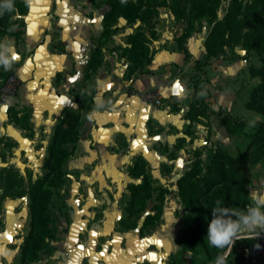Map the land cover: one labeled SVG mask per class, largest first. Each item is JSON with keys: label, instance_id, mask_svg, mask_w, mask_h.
<instances>
[{"label": "crops", "instance_id": "crops-1", "mask_svg": "<svg viewBox=\"0 0 264 264\" xmlns=\"http://www.w3.org/2000/svg\"><path fill=\"white\" fill-rule=\"evenodd\" d=\"M19 1L26 3L19 34L0 36V42H11L16 56L7 73L14 71L20 80L17 93L0 104V169L15 168L26 183L27 175L40 177L65 111L78 110L83 120L79 139L62 166L65 181L53 189V198L69 206L66 212L56 210L57 232L46 239L35 264H170L177 253L183 264H215L202 253L180 251L183 229L193 213L178 197L177 180L191 167L197 148L202 149L203 162L216 150L236 156L246 149L247 134L228 135L217 113L257 116L245 106L258 82L250 75V61L211 58L197 75L195 61L205 58L206 34L194 28L185 42L187 57L173 39L174 17L162 7L155 23V52L145 65L148 72L127 77L129 62L117 48L126 45L139 21L130 24L119 18L117 30L101 47V64L85 81L90 100L77 104L72 95L80 90L85 74L92 72L87 62L102 42L108 5L104 0ZM198 87L206 90L207 97L200 96ZM146 89L158 91L162 104L141 101L135 92ZM201 103L215 113L200 114L196 108ZM22 112L28 113V127ZM137 157L144 159L154 184L171 190L159 222L141 235L138 228L124 229L119 223L126 216L127 185L141 181L129 173ZM247 175L249 204L253 192L264 193V160ZM2 192L0 184V196ZM173 217L178 221L172 226ZM143 221L144 215L138 226ZM30 223L27 194L2 199L0 249L7 255H0V264H21ZM227 264L251 263L228 256Z\"/></svg>", "mask_w": 264, "mask_h": 264}, {"label": "trees", "instance_id": "trees-1", "mask_svg": "<svg viewBox=\"0 0 264 264\" xmlns=\"http://www.w3.org/2000/svg\"><path fill=\"white\" fill-rule=\"evenodd\" d=\"M104 1L108 5V9L103 16L102 42L93 50L87 62V68L92 72L88 71L85 74V80L80 90L72 95L73 101L77 104L90 100L85 81L87 82L92 78L93 71L101 64L103 59L101 47L108 41L110 34L116 31L117 26L114 25L116 19L123 17L127 22L141 19L139 13L142 10V0ZM188 3H190V6L188 8L186 27L181 34L174 38L177 48L187 57L190 54L185 47V42L186 38L194 30L192 17L198 14L199 9H202L205 13H211L210 6H217L218 1L186 0L183 3L184 10ZM14 5L16 9L14 12L0 16V35L3 33L17 35L20 32V28L23 25L20 15L26 9V3L14 0ZM181 5L180 0H172L171 4L164 6H167L174 14L175 20H179V18L183 17L179 12ZM20 8L22 10H19ZM17 15L20 18H16ZM260 15L264 17V0H249L243 6L237 0H231L230 8L224 20L217 23L225 29L235 27L240 32H243L245 28L246 32L244 34H250L255 38L259 36V39L264 41V20L260 18ZM14 23L19 24L18 31L4 30L3 26L5 24ZM210 38L207 37L204 42L205 58L202 61H195L194 68L198 72L202 71L208 60L216 58L219 54ZM234 39H237V36H234ZM142 48L144 47L142 46ZM131 50L136 52L138 46L132 47ZM145 50L148 51V48L146 47ZM154 52L152 50L145 57V60L136 62V74L148 72L145 65L151 61ZM259 57L261 65H250L249 72L252 77L258 76L260 82L251 88L249 99L245 106L264 115V107L260 102V98L264 96V48L259 52ZM131 61L133 62L134 60L132 59ZM128 68L131 71V66H128ZM201 89L204 93L203 98L207 97L206 90ZM196 109L203 116L215 113L208 109L204 103H201L199 108ZM17 113L14 112L13 115L15 116ZM217 115L228 135H241L243 133L247 123L246 118L234 116L222 110ZM21 120L28 127V115L21 117ZM82 122L80 111L74 109L65 111L55 127L52 141L48 145V154L43 164L44 171L40 177L32 179L31 176H28L29 181L26 183L25 177L20 175L15 168L3 167L0 169V184L3 190L0 202L7 196L17 197L25 194L29 196L31 223L29 234L22 248L21 264H35L38 259V252L46 245V239L54 237L57 232L58 220L54 217L51 218L48 210V205L53 195L51 188L58 187L65 181L66 173L62 166L72 153V147L79 139V129ZM245 134L249 137L247 147L236 156H232L226 151L216 150L211 153V157L207 162H203L200 158L202 149H195L191 167L177 180L178 197L184 207L193 213L191 223L183 229L180 251L187 250L193 254L202 253L205 259L215 261L220 250L209 246L206 238L207 223L211 219V208L215 206L217 200L221 201L225 207L232 209H243L248 204L247 185L249 184V178L247 172L256 163L264 160V120L256 121L250 132ZM2 158H4V153H2ZM129 173L133 177L140 178L141 181L138 183L131 182L127 185L129 198L125 205L126 216L122 217L119 223L124 229L138 228L141 235L145 229L159 222L161 207L171 190L154 184L142 157H137L134 160L129 167ZM136 198H138L139 207L135 209ZM150 200H155L151 209L152 212H145L146 204ZM143 215L144 221L142 225L138 226V219ZM170 264H175L174 260Z\"/></svg>", "mask_w": 264, "mask_h": 264}, {"label": "rangeland", "instance_id": "rangeland-1", "mask_svg": "<svg viewBox=\"0 0 264 264\" xmlns=\"http://www.w3.org/2000/svg\"><path fill=\"white\" fill-rule=\"evenodd\" d=\"M142 10L139 13L141 19H135L132 22H127V23H134L137 20L139 21L137 27L134 28L133 32L127 35V39H126V45L121 47V48H117L120 51H118V55L120 57H124L125 59L128 60L129 65L131 66V71H129L128 68V72H127V77L128 78H132L134 75H136V62L138 60H145V57H147V55H149V53L154 50L152 47L153 44V40L156 38V30H155V23L157 18L162 14L160 13L159 9H162V7H167L164 6L166 4H171L172 0H142ZM186 0H180V2L182 3V5L179 8V12L181 13V15L183 17L179 18V20H174L175 23V32H174V38L175 36H178L179 34H181L183 32V30L186 27L187 24V15H188V8L190 6V3H188L186 5V9L184 10V2ZM214 1H218V5L217 6H210L211 8V13H205L203 12L202 9H199L198 14L195 17H192L193 19V27H197L198 29H203L204 33L206 34V38L207 37H211L210 40L213 42V44L216 46V50L219 52L218 56L216 57H222L223 59L226 60H231V59H244V60H249L250 61V65L253 66H260L261 65V61H260V57H259V52L263 50L264 48V41L263 39H259L253 37L252 35H246L244 34L246 32V29H243V32H240L239 29H236L235 27H229V29H225L223 28L221 25H219L217 22L218 21H222L224 20L228 9L230 8V1L231 0H214ZM238 2L241 3V5H245L246 3L249 2V0H237ZM159 4V6H157ZM168 8V7H167ZM19 10H22V8H20ZM168 10L170 11V9L168 8ZM170 13L173 15L174 14L170 11ZM16 18H20L18 15ZM119 18H123V17H118L114 23L117 24V20ZM258 18V16H257ZM260 18L262 20H264V17L260 15ZM125 19V18H123ZM126 20V19H125ZM4 30H9L10 28L15 31L19 30V24L14 23V24H5L4 26ZM117 30V29H116ZM155 34V36H154ZM1 36V35H0ZM129 36H133V37H129ZM153 36V37H152ZM234 36H237V39H234ZM173 38V39H174ZM175 41V40H174ZM177 45V43H176ZM134 46H138V50L136 52L132 51L131 48ZM142 46L144 48H142ZM148 48V51L145 50V48ZM142 48V50H141ZM114 49H116V47L114 46ZM134 60L133 62L131 60ZM8 71H6L2 66H0V80L5 76V74ZM131 72V73H130ZM135 72V73H134ZM197 75H200V73L198 71H196ZM258 77V76H255ZM198 81V79L196 80ZM260 82V78L258 77V82L256 84H258ZM255 84V85H256ZM254 85V86H255ZM202 87H198V92L200 94V96L203 98L204 93L201 91ZM128 94H131V90L128 89ZM260 102L262 103L263 107H264V96L263 98H260ZM161 104H162V96H161ZM256 112V117L254 118H246V125L244 127V131L242 134L248 133L251 130V127H249V121L251 120H256V121H260V120H264V115L261 112ZM27 112H22V117L27 115ZM248 131H245V130ZM29 176V175H27ZM30 177V176H29ZM34 179V178H32ZM28 181V180H27ZM164 187V186H163ZM168 188V187H167ZM54 188H51L52 192L54 193ZM139 198V197H138ZM138 198H136L135 203H134V207L135 209L139 207V201ZM126 200V199H125ZM128 201V199L126 200ZM153 202H155V200H150L147 202L146 204V209L145 212H147L148 210L152 209L153 206ZM69 203L67 201H62L61 199L59 201H57V199L55 200L53 198H51V201L48 205V210L51 214V218H55L57 220L58 219V215L56 213V210H58L59 212H66V209L68 208ZM252 240H238L236 241V243L234 244L233 248H232V252L229 256H233L236 257L237 259L243 261L245 259L243 251H242V246H247L251 243ZM175 264H183V257L180 253H177L174 255L173 259ZM215 262V261H214Z\"/></svg>", "mask_w": 264, "mask_h": 264}, {"label": "clouds", "instance_id": "clouds-1", "mask_svg": "<svg viewBox=\"0 0 264 264\" xmlns=\"http://www.w3.org/2000/svg\"><path fill=\"white\" fill-rule=\"evenodd\" d=\"M15 10L14 0H0V16ZM12 30L9 29V31ZM15 59L11 42H0V66L6 71L10 70ZM248 123L249 127H254L256 120ZM182 209L183 207H180L179 211ZM177 221L178 217H173L169 223L173 226ZM262 233H264V193L253 192L251 202L243 209L225 207L219 200L211 208V219L207 223L206 238L209 246L220 250L215 264H227V258L236 241L255 240ZM254 247L257 251L260 249L259 244ZM0 255H7V253L0 249Z\"/></svg>", "mask_w": 264, "mask_h": 264}, {"label": "built area", "instance_id": "built-area-1", "mask_svg": "<svg viewBox=\"0 0 264 264\" xmlns=\"http://www.w3.org/2000/svg\"><path fill=\"white\" fill-rule=\"evenodd\" d=\"M19 84L20 80L14 71L9 72L0 80V104L4 103L10 96H14L17 93ZM135 94L143 102L152 103L156 106L161 105V94L155 89H146L135 92ZM256 244L260 245L258 251L254 247ZM241 248L245 260L248 263L255 264L264 261V236L252 240L249 245L242 246Z\"/></svg>", "mask_w": 264, "mask_h": 264}]
</instances>
